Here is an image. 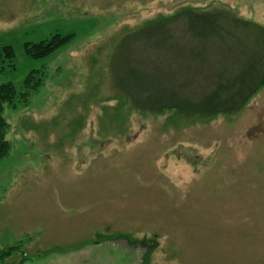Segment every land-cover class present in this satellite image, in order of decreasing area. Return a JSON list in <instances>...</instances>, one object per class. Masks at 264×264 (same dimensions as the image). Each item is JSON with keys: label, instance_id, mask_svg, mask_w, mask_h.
<instances>
[{"label": "rangeland", "instance_id": "374dc122", "mask_svg": "<svg viewBox=\"0 0 264 264\" xmlns=\"http://www.w3.org/2000/svg\"><path fill=\"white\" fill-rule=\"evenodd\" d=\"M183 7L230 12L227 64L262 53L264 0H0V46L14 52L0 81L23 92L39 79L3 110L0 264H264V87L235 115L191 122L122 93L129 77L162 83L152 47L167 59L180 49L151 22ZM54 34L71 38L27 55ZM210 55L182 91L225 70Z\"/></svg>", "mask_w": 264, "mask_h": 264}, {"label": "trees", "instance_id": "16d2710c", "mask_svg": "<svg viewBox=\"0 0 264 264\" xmlns=\"http://www.w3.org/2000/svg\"><path fill=\"white\" fill-rule=\"evenodd\" d=\"M230 12L225 10H198L192 7H183L170 16L160 17L151 22L150 35L159 43H165L169 35L178 40L180 51L173 53V58L161 56L160 49L156 45L152 47L153 71L163 72V77H150L145 83L137 82L133 77L131 84L133 91L128 94L122 91L126 99L135 108L148 112L159 113L172 111L180 119L188 122L199 119L212 118L218 115H235L249 102V100L264 87V42L260 45L261 52H249L246 57L242 54L238 64L228 63L229 45L225 40L228 33V21ZM175 26H180L181 35H178ZM71 35H52L48 40L37 43H25L24 48L30 57H43L57 47L66 43ZM186 40L183 43V40ZM217 50L215 52V50ZM214 50V54H213ZM211 53L217 64L223 61V72H210L203 78L209 79L205 89L195 94L182 91L181 81L200 76V68L197 63L203 62L205 57ZM132 62L142 66L141 59L132 54ZM160 56V57H159ZM14 57L13 48L10 45L0 46V62L11 60ZM163 59V60H162ZM234 65V66H233ZM157 75V74H156ZM179 76V78H178ZM173 88L168 92L163 87L170 85ZM163 84V85H162ZM198 86V84H197ZM39 87V79L31 72L23 81L25 91L18 92L11 82L0 81V159L5 157L9 151V143L5 138L8 124L3 117L5 105L15 107L19 101L27 100L29 91ZM128 89V88H126ZM142 97L135 98V93ZM135 92V93H134ZM9 255L0 253V257Z\"/></svg>", "mask_w": 264, "mask_h": 264}]
</instances>
